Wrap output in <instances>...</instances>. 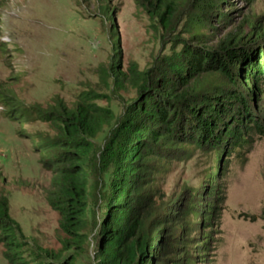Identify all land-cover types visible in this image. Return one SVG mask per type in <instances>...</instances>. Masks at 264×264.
<instances>
[{"label":"rangeland","instance_id":"1","mask_svg":"<svg viewBox=\"0 0 264 264\" xmlns=\"http://www.w3.org/2000/svg\"><path fill=\"white\" fill-rule=\"evenodd\" d=\"M199 1L181 9L176 34H167L134 0H0V197L7 199L17 225L19 255L30 264L48 262L65 237L59 214L46 199L52 171L45 161L57 150L44 112L74 107L88 93L122 121L136 95L127 77L116 79L115 69L158 66L181 50V38L216 52L228 37L239 51L264 55V38L257 37L264 34V0ZM198 17L204 23L189 29ZM195 32L201 35L193 38ZM235 70L242 74L235 86L249 99L250 116L264 123V74L256 97L248 94L253 79H245L239 65ZM199 79L207 88L221 85L216 74ZM243 124L249 127L251 120ZM110 128L104 125L91 139V160L108 141ZM250 134L231 152L228 143L225 151L207 152L182 143L169 153L172 159L151 164L145 191L178 205L171 210L175 219L187 211L191 226L188 235L182 234L184 224L177 227L176 243L169 230L174 218L163 225L165 264H264V135ZM103 215L104 205L99 219ZM90 232L91 243L76 255V264L95 263L97 230ZM7 247L0 240V264H9Z\"/></svg>","mask_w":264,"mask_h":264},{"label":"trees","instance_id":"2","mask_svg":"<svg viewBox=\"0 0 264 264\" xmlns=\"http://www.w3.org/2000/svg\"><path fill=\"white\" fill-rule=\"evenodd\" d=\"M194 1L134 0L167 34H176L181 9ZM203 20L191 19L189 29ZM200 35L195 32L192 37ZM257 37L263 39L264 34ZM179 42L181 50L163 57L158 66L139 70L131 63L126 71L115 69L116 79L127 77L136 95L122 121H115L114 111L97 105L88 93L74 107L58 106L42 115L56 132L51 147L57 150L45 161L52 171L46 199L59 214V228L65 235L61 247L44 264H76V255L86 252L91 243L93 227L97 230L94 264H165L169 251L162 245L167 231L163 225L175 217L171 210L178 205L164 201V194L155 197L145 191L151 164L161 157L172 159L169 153L179 150L178 144L194 143L207 152L225 151L228 143L231 152L241 148L250 133L264 135V123L250 116L249 99L235 86L242 76L235 70L239 65L245 79H253L248 94L258 97L264 55L239 51L228 37L220 41L216 52L193 47L185 38ZM203 74H216L221 85L207 88L209 83L199 79ZM245 120H251L249 127ZM104 125L111 126L108 141L91 160V139ZM100 205L104 215L99 219ZM193 207L189 205L191 211ZM187 214L184 211L172 220L169 230L176 243L178 226L186 227L183 235L191 229ZM17 231L7 199L0 197V240L9 246L7 260L30 264L19 255Z\"/></svg>","mask_w":264,"mask_h":264}]
</instances>
